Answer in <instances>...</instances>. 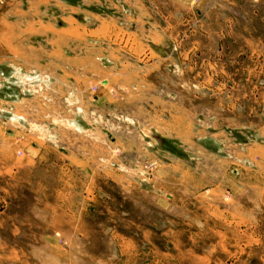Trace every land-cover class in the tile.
<instances>
[{"label":"rangeland","instance_id":"rangeland-1","mask_svg":"<svg viewBox=\"0 0 264 264\" xmlns=\"http://www.w3.org/2000/svg\"><path fill=\"white\" fill-rule=\"evenodd\" d=\"M28 1L0 0V76L48 59L21 47ZM194 14L94 80L0 82V264H264V0Z\"/></svg>","mask_w":264,"mask_h":264},{"label":"crops","instance_id":"crops-1","mask_svg":"<svg viewBox=\"0 0 264 264\" xmlns=\"http://www.w3.org/2000/svg\"><path fill=\"white\" fill-rule=\"evenodd\" d=\"M206 2L210 3L211 0H198L197 3L193 0L28 1L27 4L31 5L29 11L24 12L22 7H16L14 14L15 26L27 29L18 34L19 37L27 34L24 40L29 42L21 47L38 54L41 45L34 46L30 42L33 39L37 40L35 36H43L45 37L43 42H46V50L43 51L47 53L48 59L41 61L39 58H34L27 62L17 59L15 64L5 65V73L1 71L2 76H0L1 90L5 95L16 94L15 98L18 101L22 100L26 84L37 81L39 77L35 75V71L41 67L50 69L53 74L63 75L65 85H71L75 78L94 80L95 75L91 73L89 67L96 61L102 75L110 69L103 63L107 60L105 52H129L136 49V44L132 45V42L127 40L129 37L139 36L140 49L150 51L153 48L152 36L159 37L160 43L169 35L177 38L193 36L192 26L197 23L194 13L198 14L199 9ZM16 3L20 4L18 1ZM192 3L196 4L194 8ZM170 20L175 22L171 23ZM118 37L119 41H116ZM155 50L163 54V49L155 48ZM90 51L101 52V56L91 55ZM116 63L117 65L114 63L112 66L120 68L124 61L118 60ZM127 67L134 68V65L128 63ZM114 68L113 74H116ZM51 75L49 73L45 77L48 82L50 78L55 79ZM99 82L102 85L107 83L105 79ZM208 159H211V155Z\"/></svg>","mask_w":264,"mask_h":264},{"label":"bare ground","instance_id":"bare-ground-1","mask_svg":"<svg viewBox=\"0 0 264 264\" xmlns=\"http://www.w3.org/2000/svg\"><path fill=\"white\" fill-rule=\"evenodd\" d=\"M18 75V74H17ZM15 78H17V77H15ZM33 78H35V77H33ZM22 79V78H21ZM17 80V79H16ZM24 80H25V78H24ZM20 82V81H19ZM18 82V83H19ZM39 82V81H38ZM17 86V85H16ZM23 89V88H22ZM30 91V90H29ZM32 91V90H31ZM70 125V124H69ZM71 125L73 126V127H75V128H79V126H77L75 123H71ZM38 128V127H37Z\"/></svg>","mask_w":264,"mask_h":264}]
</instances>
